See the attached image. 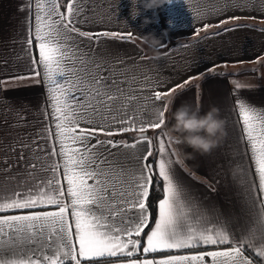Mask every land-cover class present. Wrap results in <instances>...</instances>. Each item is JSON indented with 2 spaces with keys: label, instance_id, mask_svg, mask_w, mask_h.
Segmentation results:
<instances>
[{
  "label": "snow or ice",
  "instance_id": "snow-or-ice-1",
  "mask_svg": "<svg viewBox=\"0 0 264 264\" xmlns=\"http://www.w3.org/2000/svg\"><path fill=\"white\" fill-rule=\"evenodd\" d=\"M250 3L224 0L212 14L223 18L205 22L196 35L211 28L234 31L244 25L222 26L242 19L264 23V17L226 15ZM18 10L28 13L20 41L28 69L0 86L24 80L43 85L48 123L37 139L50 141V149L35 139L21 144L19 160L26 159L24 150L32 153L28 179L10 190L0 186V264H264V108L235 100L240 140L252 165L246 175L253 177L242 180L244 203L252 211L237 235L185 196L174 174L175 141L164 132L147 135L166 121L153 122L140 102L152 100L167 110L165 97L189 81L160 91L159 84L136 87L114 78L119 67L106 69L83 41L127 42L134 35L82 30L80 25L92 23L83 15L85 0H26ZM130 132L137 133L131 143L101 139ZM125 149L133 153L120 159ZM39 173L46 175L37 178ZM158 185L162 198L153 217L150 194Z\"/></svg>",
  "mask_w": 264,
  "mask_h": 264
},
{
  "label": "crops",
  "instance_id": "crops-1",
  "mask_svg": "<svg viewBox=\"0 0 264 264\" xmlns=\"http://www.w3.org/2000/svg\"><path fill=\"white\" fill-rule=\"evenodd\" d=\"M25 2L0 0V80L26 74L28 69L24 45L20 42L26 38L24 21L28 13L18 10ZM223 3L224 0H171V3L166 0L158 8L145 10L138 2L139 15L133 18L132 0H92L91 5L85 0L83 15L92 23L80 27L94 33L109 31L134 35L133 40L127 42L104 38L96 45L83 41L94 50L97 62L106 69L119 67L120 70L114 73L116 79L136 87L159 84L160 91L189 81L183 89L177 88L175 93L165 97L164 102L172 101L170 105L167 103L168 124L164 130L160 129L167 136L174 123L172 113L181 104L199 107L201 114L213 106L219 109L225 134L207 154L194 153L193 158L174 155L173 160L179 161L173 165L174 174L185 196L191 198L199 211L206 212L214 222L226 223L239 235L248 227L252 211L244 203L247 185L242 184V180L253 177L246 175L252 165L240 140L235 100L241 98L251 106L264 108V60L257 62L258 58L264 57V31H260L264 29V23L260 19H242L222 26L244 25L234 31L211 28L207 32L200 31L197 36L195 30L202 28L205 22L215 24L223 18L212 15ZM88 7H92L93 12H89ZM197 13H203L208 19H194ZM226 15L264 17V0H251L244 11L230 8ZM147 34L160 39L161 45L156 49L149 48L142 40ZM195 38L198 40L187 44L180 42ZM172 42L178 46L166 52L165 47ZM237 81L244 87L236 89ZM140 103L148 108V115L152 117V110L156 108L154 101ZM44 104L43 85L31 80L0 86V186L4 190L28 179L26 165L32 153L31 149L24 150L26 159L19 160L21 144H31L35 139L41 147L50 149V141L37 139V134L43 135L41 129L48 123L42 110ZM153 131L149 129L147 135L151 136ZM114 137L101 136V139ZM175 147L183 148L184 153H192V149L184 145L173 144L172 148ZM132 153V149L122 150L119 158ZM131 162L135 163V160ZM44 175L39 173L37 178Z\"/></svg>",
  "mask_w": 264,
  "mask_h": 264
},
{
  "label": "clouds",
  "instance_id": "clouds-1",
  "mask_svg": "<svg viewBox=\"0 0 264 264\" xmlns=\"http://www.w3.org/2000/svg\"><path fill=\"white\" fill-rule=\"evenodd\" d=\"M142 3L145 10L160 7L165 0H132L133 18L139 15L136 7L137 3ZM148 21L145 20V23ZM143 42L152 49L161 45V40L153 34L142 37ZM170 105L171 99L167 101ZM168 111L156 107L152 110L153 122L160 123L166 119L165 112ZM171 119L174 121L168 130V135L175 143V146L184 145L192 149V153H184L183 148L175 147L177 157L187 156L193 158L194 153L201 155L209 153L218 143L224 133V120L219 115V109L210 107L206 113L201 114L199 107L193 108L188 103H183L172 113Z\"/></svg>",
  "mask_w": 264,
  "mask_h": 264
},
{
  "label": "trees",
  "instance_id": "trees-1",
  "mask_svg": "<svg viewBox=\"0 0 264 264\" xmlns=\"http://www.w3.org/2000/svg\"><path fill=\"white\" fill-rule=\"evenodd\" d=\"M195 40H198V39H191V40H184L185 43L183 44H187V43H190V42H193ZM139 45H142V42L138 41V40H135ZM137 44V45H138ZM182 45V44H181ZM178 46V44L176 42H172L170 44H168L166 47H165V51L168 52L170 51L171 49H173L174 47ZM146 47V46H145ZM168 115H169V110L165 113V125L163 127V130L166 128V125L168 124ZM154 136H156L157 133L159 132H162L160 129H157V130H154ZM148 133V132H147ZM136 136V134L134 133H128V134H124L122 136H117V137H114L113 139L114 140H125L127 142H130L132 141V139ZM155 155V153H154ZM162 198L161 197V194H160V191H159V185L156 187L155 190L151 191V194H150V203H152L153 207L151 209V212L153 214V217H155L156 215V211H157V208H156V205H157V202L158 200ZM157 255H160V254H157Z\"/></svg>",
  "mask_w": 264,
  "mask_h": 264
},
{
  "label": "rangeland",
  "instance_id": "rangeland-1",
  "mask_svg": "<svg viewBox=\"0 0 264 264\" xmlns=\"http://www.w3.org/2000/svg\"><path fill=\"white\" fill-rule=\"evenodd\" d=\"M180 42H184V40H180ZM151 136H153L154 137V132L152 133V135Z\"/></svg>",
  "mask_w": 264,
  "mask_h": 264
}]
</instances>
